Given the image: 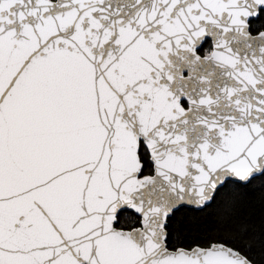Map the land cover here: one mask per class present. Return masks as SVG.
Segmentation results:
<instances>
[{
	"label": "snow or ice",
	"instance_id": "1",
	"mask_svg": "<svg viewBox=\"0 0 264 264\" xmlns=\"http://www.w3.org/2000/svg\"><path fill=\"white\" fill-rule=\"evenodd\" d=\"M264 0H0V264H264Z\"/></svg>",
	"mask_w": 264,
	"mask_h": 264
},
{
	"label": "trees",
	"instance_id": "2",
	"mask_svg": "<svg viewBox=\"0 0 264 264\" xmlns=\"http://www.w3.org/2000/svg\"><path fill=\"white\" fill-rule=\"evenodd\" d=\"M240 214L259 227L261 216L264 215V187H257L249 193L248 198L240 206Z\"/></svg>",
	"mask_w": 264,
	"mask_h": 264
}]
</instances>
